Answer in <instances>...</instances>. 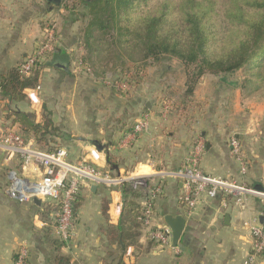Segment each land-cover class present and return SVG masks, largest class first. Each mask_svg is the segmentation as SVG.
Returning <instances> with one entry per match:
<instances>
[{
    "label": "crops",
    "instance_id": "1",
    "mask_svg": "<svg viewBox=\"0 0 264 264\" xmlns=\"http://www.w3.org/2000/svg\"><path fill=\"white\" fill-rule=\"evenodd\" d=\"M52 5L55 8L51 9ZM56 5L50 0H0V80L36 48L45 22L54 9L60 8ZM59 33L55 51L39 67L38 87L25 91L29 98L10 101L0 94V138L9 130L28 136L22 126L14 123L17 114L41 123L43 114L49 111L58 127L52 138L56 146L68 151L72 162L86 160L107 170V155L111 154L118 162V172L160 179V172L181 167L201 141L204 147L200 167L205 173L264 189V103L246 98L233 105L222 96L201 98L209 108L203 111V128L200 138L195 139L192 127L171 125L176 122L151 112L155 103L145 99V91L122 104L110 94L100 104L105 90L99 84L104 82L75 69L79 53L68 39L69 34ZM209 75L204 74L200 84L212 82L214 77ZM155 88L150 90L156 92ZM142 102L145 108L150 103L149 112L144 113ZM144 115L150 120L149 131L131 135L134 124ZM233 134L248 160L246 174L241 173L240 164L230 152ZM7 156L0 149V264H11L15 252L24 244L30 250L28 264H59L58 254L67 257L68 264H242L254 252L251 234L243 222L254 221L264 227V206L255 197L248 198L245 209L231 198L204 199L188 215L179 201L180 182L166 177L163 194L155 202V213L157 223L162 219L165 222L166 215H182L187 220L179 244L152 248L142 227L140 248L130 245L124 249L118 241L108 240L105 232L108 225L118 226L122 220L124 208L118 211L113 204L120 195L105 185L89 184L82 187L75 205L74 236L59 246L55 233L57 212L44 213L46 202H19L7 193L9 170L15 169L32 180L38 179L41 171L35 166L24 170L18 158ZM142 201L140 197L139 203ZM257 264H264V255L258 257Z\"/></svg>",
    "mask_w": 264,
    "mask_h": 264
},
{
    "label": "trees",
    "instance_id": "2",
    "mask_svg": "<svg viewBox=\"0 0 264 264\" xmlns=\"http://www.w3.org/2000/svg\"><path fill=\"white\" fill-rule=\"evenodd\" d=\"M68 1L87 9L83 16L89 19L80 41L85 51L83 64L90 69L87 73L96 74L98 64L102 66L109 55L122 58L125 63L130 61L139 76L146 69V60L177 59L193 69L189 90L182 95L180 106L189 105L197 82L208 72L217 75L221 82L240 87L245 97L259 90L264 93V0H158L152 6L148 5L149 0ZM76 5L67 2L64 8L74 9ZM41 64L29 76L21 73L20 64L3 74L1 96L10 101L25 100L26 89L39 85ZM131 69L126 68L123 74ZM239 70L247 75L240 81L230 80ZM14 121L42 149L61 148L52 138L58 127L49 111L43 114L41 123L20 113ZM107 162L110 170L118 172L113 155H107ZM122 194V220L118 226L108 225L105 232L108 240L118 241L122 248L132 245L139 249V199L143 194L129 183L123 186ZM54 202L47 201L43 212H58L60 204ZM43 212L41 216L47 221ZM58 241L59 246L65 243ZM149 245L157 247L152 241ZM56 260L59 264L69 263L61 254Z\"/></svg>",
    "mask_w": 264,
    "mask_h": 264
},
{
    "label": "built area",
    "instance_id": "3",
    "mask_svg": "<svg viewBox=\"0 0 264 264\" xmlns=\"http://www.w3.org/2000/svg\"><path fill=\"white\" fill-rule=\"evenodd\" d=\"M58 41L57 25L55 20L48 19L43 28V36L36 48L20 63V71L29 76L35 68L50 56ZM76 57L75 69L89 72L82 60V49ZM123 89L128 83L121 85ZM173 106V101L164 102V116ZM150 120L148 115L140 118L132 128L133 136L148 132ZM204 144L199 141L187 156L185 163L174 170L160 172L162 178L152 179L148 175H133L130 172L114 173L112 170H101L86 160L72 162L68 160V151L61 147L53 151L40 148L32 137L23 132L9 130L0 138V149L8 155V159H17L23 169L35 166L41 171L38 179L32 180L24 177L15 169L8 172V195L19 202H32L34 198L42 202L55 201L60 204V209L55 215L56 236L69 242L74 236L75 205L81 189L85 185H105L120 197L113 204L116 210L123 207L122 188L129 183L133 189L143 192L145 196L141 202L142 211L138 216L148 240L157 247L172 245V231L163 221L158 222L155 213V202L163 194L164 178L170 177L181 184L179 201L185 207L188 215H192L198 204L204 199L231 198L237 206L245 209L249 197L257 198L264 206V189L259 190L234 179L213 176L205 173L200 167V156ZM229 147L232 156L240 164V171L246 174L248 160L243 152L240 140L233 134L229 139ZM244 227L248 228L252 237L254 252L249 254L242 264H257L258 257L264 255V227L254 221H244ZM30 250L25 244L15 252L11 264H28Z\"/></svg>",
    "mask_w": 264,
    "mask_h": 264
},
{
    "label": "rangeland",
    "instance_id": "4",
    "mask_svg": "<svg viewBox=\"0 0 264 264\" xmlns=\"http://www.w3.org/2000/svg\"><path fill=\"white\" fill-rule=\"evenodd\" d=\"M157 1L158 0H149L148 5L152 6ZM67 2H69L70 5H76L73 1L61 0L60 4L56 5L60 6V8L54 9L50 18L56 22L58 36L60 34L59 32L62 31L69 34L68 39H70L72 44L75 45V50H77L76 52H79L80 49H82L83 53H80V55H84L85 51L80 44V41L83 39L84 31L87 26V20L89 19L88 16H83L87 9H85L82 5H76L74 9L67 10L64 8V5ZM76 2L78 3V1ZM50 8H55V5L50 6ZM42 36L43 28L39 39H41ZM146 63V69L142 72L141 76L137 75V70L135 71V69H133L130 61L125 63L122 58H113L109 55L103 61L102 66L98 64L96 74L93 72L94 78L102 83L108 82L106 84L103 83L102 85L99 84L101 86L100 89L105 90L102 91L105 93L100 96V104L103 100H106L110 94L117 100L120 99V103L122 104L123 102H128L134 98H138L140 93L145 91V99H147L148 102H152L153 104L155 103V105H153L154 110L151 112L155 111V115H160L162 118L171 119L172 122H176V124L171 125L187 127L188 129L192 127V130H195L196 139L200 138V132L203 128V111L204 109L208 110L209 108L205 106L206 104H203V99L201 98H205L207 100L208 96H222L225 97V99H230L231 103L234 102L233 105H236L237 103L241 104L240 101L246 98L252 99L257 103H264V93H260L262 90L255 92L253 96L245 97L240 87L230 86L225 82L218 81L219 77L217 75L208 72L207 74H210V78L214 77V79H212L213 81L209 84L203 85L200 84V78L195 86V90L191 93L192 95L190 97L189 105L185 107L180 106L183 99L182 95L187 94L189 90L190 80L193 77L192 67L186 68L177 59H161L159 61L149 59L146 60ZM126 68L132 69L126 72V74H123ZM246 75V72L239 70L236 74L230 77V80L240 81ZM124 82L128 83V87L126 89L121 87ZM152 87H156L154 89L156 92L150 90ZM27 97L29 98L28 95ZM225 99L224 102H226ZM169 100L173 101V106L170 112L164 116V102ZM210 102H212V100ZM144 106L145 103L142 102L141 108L144 110V113L149 112L147 109L151 106L146 105V108ZM235 107L236 106H234V108Z\"/></svg>",
    "mask_w": 264,
    "mask_h": 264
},
{
    "label": "water",
    "instance_id": "5",
    "mask_svg": "<svg viewBox=\"0 0 264 264\" xmlns=\"http://www.w3.org/2000/svg\"><path fill=\"white\" fill-rule=\"evenodd\" d=\"M54 4H60L61 0H50ZM147 106H150L148 103ZM93 187H96V184H93ZM36 205H41L42 201L38 198L33 199ZM165 223L170 227L172 231V245L176 247L179 244L180 238L186 226L187 220L182 215H166L164 217ZM229 216L226 217L228 223Z\"/></svg>",
    "mask_w": 264,
    "mask_h": 264
}]
</instances>
